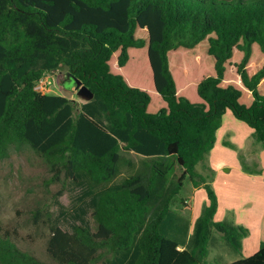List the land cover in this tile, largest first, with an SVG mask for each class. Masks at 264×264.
Returning a JSON list of instances; mask_svg holds the SVG:
<instances>
[{"label": "trees", "instance_id": "16d2710c", "mask_svg": "<svg viewBox=\"0 0 264 264\" xmlns=\"http://www.w3.org/2000/svg\"><path fill=\"white\" fill-rule=\"evenodd\" d=\"M200 54L211 66L190 84L181 72ZM60 69L93 98L35 90ZM226 113L264 149V0H0V160L31 150L85 205L70 231L51 229L53 264H208L214 232L240 254L248 231L214 222L196 171ZM186 179L207 200L181 246L163 231ZM0 264L46 263L4 233ZM227 264H264V245Z\"/></svg>", "mask_w": 264, "mask_h": 264}, {"label": "rangeland", "instance_id": "374dc122", "mask_svg": "<svg viewBox=\"0 0 264 264\" xmlns=\"http://www.w3.org/2000/svg\"><path fill=\"white\" fill-rule=\"evenodd\" d=\"M187 61L188 64L185 67L189 69V72L186 75L181 72V78L183 80L186 77L190 84L196 76L208 72L211 66L206 56L201 54L196 56V59L190 58ZM43 80L47 85L42 90L43 94L73 99L72 101L77 104L83 102L77 96L75 88L71 87V83L67 81L64 69L46 75ZM65 81H67L66 84H64ZM175 81L178 85V76L175 77ZM151 96L153 98L154 94L151 93ZM123 155L131 157L135 162L139 161V158L134 155L128 153ZM197 170L198 167H196ZM188 184L190 181L186 179L184 187ZM186 193L187 187L179 193L172 207L176 217L173 225L169 227V230L163 231L166 237L178 241L182 244L181 246L187 244L193 226L189 224L192 220V208L191 214H186L188 212L185 209L188 205L184 199ZM181 194L183 197L180 196ZM80 196L81 187L73 182L66 180L52 182L46 165L31 150L26 149L21 153L12 152L9 158L0 160V235L9 233L19 250L40 262L53 264L46 254L51 229L59 227L64 231H70V225L73 222L70 216L78 214V210L85 207L79 203ZM84 220L94 231L95 223L90 210L87 211ZM187 229L188 235L184 238ZM239 258L240 254L234 252L220 234L214 232L208 246L207 263L224 264Z\"/></svg>", "mask_w": 264, "mask_h": 264}, {"label": "crops", "instance_id": "0c3cea01", "mask_svg": "<svg viewBox=\"0 0 264 264\" xmlns=\"http://www.w3.org/2000/svg\"><path fill=\"white\" fill-rule=\"evenodd\" d=\"M197 167V172L206 178L217 197L214 222L245 228L248 235L241 241L240 258L254 255L264 245V149L261 143L244 123L226 113L215 134L213 148ZM257 171L259 174H255ZM185 187L184 199L188 204L185 209L186 214L193 210L189 223L192 225L207 198L201 187L194 188L191 183Z\"/></svg>", "mask_w": 264, "mask_h": 264}, {"label": "water", "instance_id": "95a60500", "mask_svg": "<svg viewBox=\"0 0 264 264\" xmlns=\"http://www.w3.org/2000/svg\"><path fill=\"white\" fill-rule=\"evenodd\" d=\"M69 75H67V78ZM75 90L77 91V96L84 102H88L93 98V94L84 86H82L81 82L78 80H74Z\"/></svg>", "mask_w": 264, "mask_h": 264}, {"label": "built area", "instance_id": "2783aa9c", "mask_svg": "<svg viewBox=\"0 0 264 264\" xmlns=\"http://www.w3.org/2000/svg\"><path fill=\"white\" fill-rule=\"evenodd\" d=\"M46 82H44V80L42 79L37 85H36V87H35V90L37 91V92H40V93H42V90L44 89V88H46ZM43 94V93H42Z\"/></svg>", "mask_w": 264, "mask_h": 264}]
</instances>
